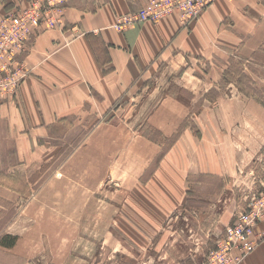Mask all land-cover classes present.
<instances>
[{
    "label": "rangeland",
    "instance_id": "obj_1",
    "mask_svg": "<svg viewBox=\"0 0 264 264\" xmlns=\"http://www.w3.org/2000/svg\"><path fill=\"white\" fill-rule=\"evenodd\" d=\"M215 1L204 0L199 15L186 21L184 15L191 10L193 0H162L156 22L176 17L186 30ZM3 2L0 21L8 23V30L4 32L0 26V68L5 71L0 75V102H15L22 83L36 77L30 41L34 43L38 35L50 30L65 34V9L70 1L51 0L52 8L45 7L44 0H18L10 6ZM37 13L46 17L37 22ZM120 16L112 24L117 31L139 24H127L126 17L123 24ZM147 22L156 23H142ZM119 23L126 28L119 30ZM35 24L39 28L28 33ZM10 43L25 51L15 57L16 52L5 47ZM262 44L264 47V41ZM61 47L57 43L54 50ZM257 49L225 50L232 54L221 67L223 79L216 84L217 96L213 89L195 96L171 78L165 84L167 93L193 106L196 115L206 108L213 117L206 133L191 129L194 145L205 149L214 143L217 150H224L232 146V139L231 148L239 160L237 176L231 180L223 177L225 182L210 176L188 177L186 170V204L176 209H172L174 199L168 196L175 195L176 202L184 194L166 191L175 180L166 176L154 181L152 177L163 152L150 160L161 146L164 150L173 145V138H162L144 122L145 111L163 97L153 90L167 75L159 81L151 78L132 85V92L138 86L143 90L104 112L100 108L99 112L58 120L49 128L47 140L32 149L24 162L16 159L12 142L5 141L0 121V264H194L198 260L227 264L229 253L240 254L239 249L225 254L223 249L205 261L212 257L210 252L226 226L247 209L252 198L264 195V148L256 152L264 140V53H255ZM12 61L19 65L17 72L7 67ZM187 61L193 62L196 75L203 80L211 67L221 65L216 57ZM20 74L25 77L17 84ZM138 100L145 103L141 111L140 105L135 106ZM192 123L191 117L188 124ZM256 209L255 214L264 211V201ZM249 234L253 237V232ZM259 234L252 251L264 242ZM7 242H12L11 246L7 247Z\"/></svg>",
    "mask_w": 264,
    "mask_h": 264
},
{
    "label": "crops",
    "instance_id": "obj_2",
    "mask_svg": "<svg viewBox=\"0 0 264 264\" xmlns=\"http://www.w3.org/2000/svg\"><path fill=\"white\" fill-rule=\"evenodd\" d=\"M17 1L0 0V3L10 6ZM68 1L69 7L65 9L67 32L50 30L38 35L34 43L30 41L36 77L22 83L15 102H0L5 141L14 145L16 159L27 161L32 149L47 140L49 128L58 120L99 112L100 108L104 112L126 100L125 97L137 96L143 90L138 86L132 92V85L151 78L159 81L167 75L153 90L157 91L155 95L163 96L162 99L154 108L145 111L144 122L149 128L162 138H173V145L164 150L161 146L151 156L153 161L163 152L158 166L152 169L153 180L172 177L175 181L166 187L170 192L167 194L180 192L181 196L188 191L186 170L188 177L210 176L223 181V177L227 180L236 177L239 160L233 154L232 139L229 141L232 148L224 147V150H217L214 143H208L205 149L194 145L191 129L206 133L213 122L212 116L206 108H201L196 115L193 106L167 93L169 88H165V84L171 78L195 96H202L211 89L219 95L216 84L223 79L221 67L232 54L225 50L250 52L264 41V0H216L186 30L176 17H169L156 23H139L123 31L112 27L116 16L137 11L147 0ZM57 43L62 47L55 51ZM196 57H216L221 65L211 67L203 80L196 75L193 62L187 61ZM144 104L139 100L135 102V106L140 105V111ZM191 117L193 123L188 124ZM262 148L264 140L256 152ZM184 197L185 194L175 202V195H169V200L174 199L171 200L172 209L180 204L185 206ZM256 231L264 236V222ZM242 264H264V242Z\"/></svg>",
    "mask_w": 264,
    "mask_h": 264
},
{
    "label": "built area",
    "instance_id": "obj_3",
    "mask_svg": "<svg viewBox=\"0 0 264 264\" xmlns=\"http://www.w3.org/2000/svg\"><path fill=\"white\" fill-rule=\"evenodd\" d=\"M60 1L63 2L64 0H60ZM161 2H162V0H148V2L143 7H141L138 12L133 13V14H128L127 16H125V15L120 16L119 20L123 24H125L124 18L126 17V18H128L127 24H129V25L132 22H137V21L139 23H142L146 20L147 21L151 20V21L156 22L159 20V17H160V14L158 13L157 7H158V5H161ZM203 3H204V0H193V2L191 4V10L189 11L188 14L184 15L185 20L188 21L191 19V17L198 16L200 11H201V6L203 5ZM44 6L47 8H52L53 5L51 3V0H44ZM38 14H39V16H38ZM5 16L9 17L10 14L6 13ZM45 17L46 16L44 14L37 13V20L36 21L41 22L42 19ZM0 26L3 30H5L4 32H6L8 30V23L7 22H2V20H1ZM37 28H39L37 24L33 25L31 29H28V33L31 32L32 30L34 33V31ZM125 28H126L125 25L122 26V24L119 23V30H122ZM5 47L8 50H13V52H16L15 57L17 54H21L22 52L25 51V49L23 50V49L19 48V46H18V49L15 48V46L12 45V43L5 45ZM6 64H7V67L9 70H11L13 72H17L19 65L15 61H12V64H10L8 62ZM4 72L5 71L0 68V75H3ZM22 77L24 78L25 75L20 74V76L16 78L15 82L18 84L17 81H20L22 79ZM17 84H16V86H17ZM261 201H264V195L263 194L257 199L252 198L247 209L242 211L241 213H239L238 216L236 217V219L231 224L226 226L223 237L215 245V247H214L215 249L212 252H210V256H212V257L208 256L205 261H209V259L213 258V255L218 253L220 250H223V249L226 250L224 252V254H225L227 252H230V249L234 248V251H238V249H239V252H241V253L238 255H235V253L233 251L231 253H229L228 259H227V264H240V260L242 259V256H244V255L248 256L251 252H253L252 250L255 246L256 241H259L261 238V235L256 232L255 227L260 222H262V221L264 222V211L259 210L258 212H256V214L253 211L257 210L256 208L258 207V204ZM262 209H263V207H262ZM248 232L249 233L253 232V237ZM245 233H248L247 235H249V236H245ZM262 237H264V236H262ZM224 254L222 256H224ZM245 258H243V260ZM194 264H207V263L202 261V260H198Z\"/></svg>",
    "mask_w": 264,
    "mask_h": 264
},
{
    "label": "trees",
    "instance_id": "obj_4",
    "mask_svg": "<svg viewBox=\"0 0 264 264\" xmlns=\"http://www.w3.org/2000/svg\"><path fill=\"white\" fill-rule=\"evenodd\" d=\"M255 53H264V47H263V44L261 45V47L260 48H258L257 50H256V52ZM8 246H7V245ZM5 245H3V246H7V247H9V246H11V244H12V242H7Z\"/></svg>",
    "mask_w": 264,
    "mask_h": 264
},
{
    "label": "bare ground",
    "instance_id": "obj_5",
    "mask_svg": "<svg viewBox=\"0 0 264 264\" xmlns=\"http://www.w3.org/2000/svg\"><path fill=\"white\" fill-rule=\"evenodd\" d=\"M45 25H47V24H45ZM48 26V25H47Z\"/></svg>",
    "mask_w": 264,
    "mask_h": 264
}]
</instances>
